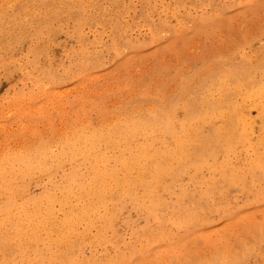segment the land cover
Segmentation results:
<instances>
[{
  "label": "rangeland",
  "instance_id": "obj_1",
  "mask_svg": "<svg viewBox=\"0 0 264 264\" xmlns=\"http://www.w3.org/2000/svg\"><path fill=\"white\" fill-rule=\"evenodd\" d=\"M0 28V168L16 203L27 201L43 220L41 241L21 259L15 223L28 236L38 229L13 210L0 226V264H264V115L241 95L264 86V0H0ZM220 95L221 113L204 119L203 104ZM234 105L250 116L251 131L213 161L162 155L154 180L153 160L142 177L140 167L124 172L111 158L126 147L99 140L107 165L117 166L106 205L81 192L83 183L73 194L57 186L73 169L87 173L82 154L66 151L77 137L128 132L130 146L153 138L163 150L160 139L174 147L161 122L170 116L195 157L189 146L219 132ZM260 138L258 151L248 146ZM39 152L41 164L25 170L21 157ZM259 152L262 167L253 170ZM222 162L233 179L210 168ZM86 202L91 210L68 246L55 244L66 214Z\"/></svg>",
  "mask_w": 264,
  "mask_h": 264
},
{
  "label": "bare ground",
  "instance_id": "obj_2",
  "mask_svg": "<svg viewBox=\"0 0 264 264\" xmlns=\"http://www.w3.org/2000/svg\"><path fill=\"white\" fill-rule=\"evenodd\" d=\"M71 11H73V10H71ZM34 16H36V15H34ZM13 17L15 18V16H13ZM15 20H16V18H15ZM10 22H11V20H10ZM100 45H102V44H100ZM263 66H264V64H263ZM228 79H229V77H228ZM247 79H248V77H247ZM236 81H238V80L236 79ZM228 84H230V82ZM225 91H223L224 92L223 95L225 94ZM212 92H213V90H212ZM235 92L240 93V89L236 88L235 89ZM237 93H236V97H237ZM241 95L245 96V100L250 101L251 102L250 104H252V105H256V104L259 105L260 109H257V110H259L260 113H262L264 115V86H260V87H257V88H251L248 92L242 93ZM212 97H215V96H212ZM223 99L226 100V98H223L221 96V99L218 100V101H216V102H214V103L206 102V103L203 104V108L205 110L204 119L208 118L211 114H219V113H221L220 107H221V104H222V100ZM186 105H188V104H186ZM229 109H231V108H229ZM166 111H168V110L166 109ZM249 114H251V112ZM262 114H261V116L263 117ZM252 115H253V113H252ZM184 116H185V114H184ZM152 117L154 118V115L151 116V118ZM169 117L166 118V119L164 118V120H162L161 122H162L164 128L168 130L167 132H169V134L173 138V140H174L173 141L174 142V147H169L170 144L167 141H164L163 139L162 140L160 139L161 144L165 147L163 150H159V148L157 146H155L154 139L153 138H149V140H150L149 143L143 142L141 144H135L134 146H130V144H127V142L131 138L132 135L130 136V133H128V132H125L126 135H121V136L116 135V134H107V135H91L90 134L91 136H86L83 139H81V137H77L72 142H70V144H66V147H67V150L66 151H68L69 158H71V157H73V156H75L77 154H82V156H83L82 159H83V161H84V163L86 164V167H87V169H86V172L87 173H86V175H83V173H81L77 169H75V170L73 169L71 172H69L67 175H65V183L64 184H59L57 186L60 189H64L65 193L67 192V194H73V188H74V186L77 185V184L83 183V185L80 186V191L81 192L83 190V193L86 196H91V194H93V195L96 194L99 203L102 204V205H106V203L108 201V198H112V196L116 193V191H115L116 189L113 188L114 185H112L111 182L117 181V176H116L117 166L116 165H113L112 167H110V166L107 165V160L108 159L106 157V154L103 153V152H101L100 150H97L96 149V145H97V143H98L99 140H101V141H108V140H110V141H112L113 144H118V142H119L124 147H126V150H127L126 153H123L121 150H118L117 153L115 155H113L112 158H111L112 161L118 162V165H120L119 166V170H123L124 172H127L130 169H133V168H136V167H140V173H139V175L142 177V174L148 169V167L145 165V162H146L147 159H151V160H153V164H152V167H151V171H152V174L153 175H151V177L154 180H159V178L161 177V174H162V172H163L164 169L160 166L159 162L157 161V158L161 157L162 155L166 159L172 158V157H176V159L178 160V163L184 161V160H182V159H184V156L187 157L190 160H193V159H196L197 158V159L202 160V161H204L205 158L208 157V158L212 159V161H213L214 156H215L216 152L219 149L224 148L226 150H231L232 143H238V142L239 143H244L246 141L245 139H247V137H248L247 136L248 135V130L251 131L250 130V127L248 128V126H249L248 118H250V116H248V118H247L246 113L243 112L241 109H238L234 105L233 110L231 112H229L228 115H227V117L225 118L224 124L221 123V126L219 127V132L217 131L215 134H213V136L210 139H205L202 142V144H200L199 148H198V146H197L196 143H194L192 146L191 145L189 146V149L192 148L193 149V152L195 154V157H192V156H190V153H187V154L185 153V151H188V146L182 141V139L180 137L175 136L176 134L174 133L173 127H172L171 123L169 122V121H172V117H170V118ZM252 121L254 122V120H252ZM139 126H140L139 124H134L133 125V128L136 130L137 128H139ZM262 126H263V129H264V125L263 124H262ZM204 128H205V126H204ZM184 129L187 130V129H190V128H188L187 126H185L183 128V130ZM220 129H222V134L220 133ZM258 131H260V130H258ZM260 136H262V134ZM193 138H194V136H193ZM261 140H262V138H260L256 144H250L249 143L248 146L251 147L254 151H258V148H259V145H260V141ZM201 146H202V149L200 150ZM29 148L31 149V147H29ZM62 149H64V147ZM63 153H65V152H63ZM37 154H39V156H36L35 159H28V158H22L21 157L20 160H21V163L23 165H25V167H26L25 170H30V172H31V170L33 168H35L36 164H38L40 162V160H41V153L39 152ZM56 154H55V156H56ZM32 155H33V153H32ZM49 156H50V154H49ZM262 157H263V155H261L260 152H259V154H256L255 159H254L253 163L251 164V167H252L253 170L262 167V162H261ZM15 159L17 160L16 157H15ZM46 159H48V158H46ZM56 160H57V158H56ZM10 161H11V159H10ZM2 163L5 164V162H3V161H2ZM39 164H41V163H39ZM173 164H175V163H173ZM53 165H52V167H53ZM226 165H227L226 162H222V163H219V164L212 163V164H210V168L212 170H218L223 176H229L231 179H233L235 177L234 171L227 170ZM53 170H55V169H52V171ZM10 171L12 173L14 172L16 174V171L17 170L15 171L13 168H10ZM7 172L8 171H6L4 167L3 168H0V180L3 181V183H4V185H1L0 186L1 187L0 188V192L1 193L2 192L8 193L7 194V197H5L4 201L2 200L3 202H2V205L0 206V212H5L4 214L7 215L6 217L4 216L3 218H0V226H2L4 224V221L5 220H7V219L9 220V218L12 217V215H10V214L13 213V210H17L16 213H18V215L19 214H23V215H26L27 216L28 221L32 223L33 227H35L36 229L40 228L43 220L41 218L38 219L39 216L37 217V215L35 214V212L34 213L33 212H31V213L28 212V209H27L28 202L27 201H25V202L23 201L19 205L16 203V200H17V199H15L16 198V192L13 191L10 186H8V184L6 183V181H4L5 178L7 177L6 176V173ZM12 173H11V175H12ZM22 174H23V172H22ZM148 174H149V172H148ZM43 175H46V173L43 174ZM17 176H20V175H17ZM40 177H42V176H40ZM128 177H129V175H128ZM97 182H99L98 184H100L101 189L100 190L98 189L97 191H94L95 190V184ZM139 182L142 183L143 185H145L146 188L147 187H151V188L152 187H155L154 184H151V183L150 184H147L146 182L143 181V179H140ZM31 183H33V182H31ZM19 192H20V190H19ZM25 192H26V190H25ZM19 194L21 195V193H19ZM146 194L148 196L149 195V192L147 191ZM85 195H83V196H85ZM42 197L43 196L34 198L33 201L34 202L37 201V200L39 201V199H41ZM49 199H52V198L50 197ZM21 200H22V198H21ZM155 205L156 204H151L149 206L150 207L149 209H153L155 207ZM90 210H91V205L88 202L82 204L81 207H78L76 209H71L70 212H68L66 214V217L62 221V224H61L60 229H59L60 236H59L58 241L55 242V244H57V242H58L59 243V246H61V247L62 246H68V244L70 243V237H72V235L74 233L75 226L77 224H79V222L82 221L84 217H87V215L89 214ZM154 210H155V208L152 211H154ZM52 213L53 212L51 211V209H48V215H51ZM4 214H2V215H4ZM13 221H15V220H13ZM86 225H88V224H86ZM22 226L23 225L21 223H19V222L17 223L16 222L15 223V231H14V234L12 236V240H15L16 241V244H17L16 246L19 248L20 258L21 259L25 258V256L30 252V250L34 249L35 248L34 246H37L38 243L41 241V237H40V234H39L40 229H38L37 231H35L32 236H28L26 234V232H24ZM42 231H43V229H42ZM0 236H3V235L1 234ZM4 243H5V240H4ZM5 247H7V246L5 245ZM32 247H34V248H32ZM49 256H51V255H49ZM30 264H33V263H30Z\"/></svg>",
  "mask_w": 264,
  "mask_h": 264
}]
</instances>
